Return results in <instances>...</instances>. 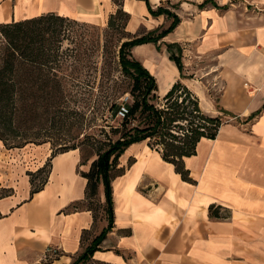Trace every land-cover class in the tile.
<instances>
[{"label":"crops","instance_id":"1","mask_svg":"<svg viewBox=\"0 0 264 264\" xmlns=\"http://www.w3.org/2000/svg\"><path fill=\"white\" fill-rule=\"evenodd\" d=\"M163 1L170 0L149 3L155 8ZM176 1L181 21L163 40L181 45L186 77L180 78L165 49L148 43L132 53L155 77L160 96L180 80L205 113L221 116L224 123L215 139L200 140L196 154L184 158L194 183L182 180L145 142L124 151L119 161L125 170L111 181L114 226L93 259L106 264H264V0H214L225 9L209 4L199 9L203 0ZM122 7L131 16V31L146 27L144 21L148 30L165 21L151 17L144 2L123 0ZM116 8L114 0H0V23L54 12L99 24ZM12 152L0 141V162ZM80 161L78 149L55 155L47 182L31 197L25 172H0L2 185L20 188L0 199V264H70L105 226L102 215L94 222L87 209L67 210L85 198L87 180L80 171L89 164ZM98 197L103 203V183ZM210 205L230 215L210 218ZM52 249L58 255L48 260L45 254Z\"/></svg>","mask_w":264,"mask_h":264},{"label":"trees","instance_id":"2","mask_svg":"<svg viewBox=\"0 0 264 264\" xmlns=\"http://www.w3.org/2000/svg\"><path fill=\"white\" fill-rule=\"evenodd\" d=\"M137 1L145 3L151 17L164 16L165 21L153 29L145 28L141 33L127 31L131 36L116 44L115 60L122 74L131 82L128 93L132 101L111 105V117H120L118 126L110 128L114 138H108L97 148L96 159L90 162L88 170L80 171L87 180L85 198L72 203L67 210L87 209L91 211L94 222L102 215L106 224L72 258L70 264H85L93 260V254L100 250L102 241L114 226L111 181L124 172L119 158L128 147L145 142L165 162L174 166L182 180L194 183L185 168L184 158L196 154L200 140L215 139L224 123L221 116L205 113L198 97L180 80H176L163 96L158 94L155 77L134 57L132 49L148 43L155 45L158 51L164 48L178 68L180 78L186 77L181 45L163 40L181 20L175 11L163 4L152 8L149 0ZM114 2L117 8L108 16L104 29L54 12L0 23V141L6 149L50 142L53 133L79 124L84 114L76 110L80 75L75 64L91 72L83 82L85 87H91L94 84L93 72L96 74L102 62L104 65L112 62L113 30L119 28L115 18L123 15L130 18L122 10L121 3ZM208 4L219 7L214 0H203L197 7L202 9ZM226 6L219 8L225 9ZM173 9H177V5H173ZM80 28L91 32H79ZM65 41L68 46L62 48ZM62 141L57 150L52 151L50 161L58 153L78 149L74 139ZM80 163L83 165L86 161L81 160ZM48 173L41 185L30 191L29 197L43 188ZM101 183L104 186L103 203L98 197ZM10 194V188L0 187V199ZM221 209L210 205V218L230 215V212L220 213ZM57 255L56 250H50L45 258L52 260Z\"/></svg>","mask_w":264,"mask_h":264},{"label":"rangeland","instance_id":"3","mask_svg":"<svg viewBox=\"0 0 264 264\" xmlns=\"http://www.w3.org/2000/svg\"><path fill=\"white\" fill-rule=\"evenodd\" d=\"M121 3L122 8V1L117 0ZM191 1V0H187ZM217 2H234L238 3L243 0H216ZM251 1V0H246ZM161 4L167 6L170 10L174 11L173 5H177L178 3L176 0L170 1H163ZM123 10V8H122ZM124 11V10H123ZM126 12V11H124ZM142 17L139 16L141 20H144ZM131 18V16H130ZM130 18L128 19L127 16L123 15L121 18H115V24L119 28H114L113 30V42H114V54H112V62L110 65H104V62L100 64V68L97 70L96 74L95 71L93 72L94 84H91V87H85L83 82L85 81L86 77L91 73L88 71L87 68L82 66H77L78 74L80 75V84L78 85V94L76 99L78 103L76 104V110L78 112H82L84 116L80 117L79 124L75 125L72 128L64 127L62 131H58L52 134V139L50 142L40 144V145H27L19 150L15 149H7V151L12 152V156H6V159L0 162V172L3 170L9 171L14 169H21L22 173L25 172V175L28 176L29 180V194L30 191L37 186H40L41 183L45 180L46 175L49 170L50 160L49 157L52 154V151L57 150L60 146V142L63 139H71L75 140V144L78 146V149L81 151V160L86 161V164H90V162L96 159V151L99 146L103 142H106L108 138L113 139L114 134L111 132V127L118 126L120 121V117L112 116L111 117V105L113 104H121L123 102H131V96L128 93L130 90L131 82L130 80L122 74L120 67L118 66L115 60V54L117 46L116 44L119 41H123L129 38L131 35L127 33L136 32L141 33L144 29H147L148 24L146 21V27L140 26L136 31H131L130 28ZM109 17H107L104 22L95 24L89 23L95 26H98L101 29L106 28L107 21ZM84 22V21H79ZM116 26V27H117ZM79 32L90 34L91 31L80 28ZM68 43L65 41L62 45V48H66ZM161 47H164L161 45ZM164 49V48H163ZM204 63H210V61H203ZM77 88V87H76ZM74 88L75 90H77ZM76 94V93H75ZM214 94V91H213ZM3 152L6 151L1 147ZM36 151L38 153H36ZM6 153V152H5ZM7 154V153H6ZM85 164V165H86ZM3 173V172H2ZM0 187L3 188H10L11 195L18 194L20 192V188H17L16 185L7 186L2 185L0 183ZM8 197V196H7ZM24 199V198H20ZM96 202V199L94 203ZM93 203V204H94ZM93 206V205H92ZM58 252V249H52ZM51 250V251H52ZM85 264H100L96 262L94 259L89 260Z\"/></svg>","mask_w":264,"mask_h":264},{"label":"built area","instance_id":"4","mask_svg":"<svg viewBox=\"0 0 264 264\" xmlns=\"http://www.w3.org/2000/svg\"><path fill=\"white\" fill-rule=\"evenodd\" d=\"M52 251H55V250H52Z\"/></svg>","mask_w":264,"mask_h":264}]
</instances>
